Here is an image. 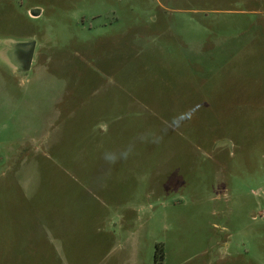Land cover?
<instances>
[{"label":"rangeland","instance_id":"374dc122","mask_svg":"<svg viewBox=\"0 0 264 264\" xmlns=\"http://www.w3.org/2000/svg\"><path fill=\"white\" fill-rule=\"evenodd\" d=\"M0 264H264V0H0Z\"/></svg>","mask_w":264,"mask_h":264},{"label":"water","instance_id":"95a60500","mask_svg":"<svg viewBox=\"0 0 264 264\" xmlns=\"http://www.w3.org/2000/svg\"><path fill=\"white\" fill-rule=\"evenodd\" d=\"M38 14L34 13V12H30V16L35 17ZM14 61L15 64L19 67L22 68V70H27L29 68V64H30V57H28L27 59H19L16 57L17 52H20L22 50H29L30 51V55L32 53V48H33V42H28V43H24V44H19V45H15L14 47Z\"/></svg>","mask_w":264,"mask_h":264},{"label":"flooded vegetation","instance_id":"af4514ba","mask_svg":"<svg viewBox=\"0 0 264 264\" xmlns=\"http://www.w3.org/2000/svg\"><path fill=\"white\" fill-rule=\"evenodd\" d=\"M31 55H32V53H31ZM31 55H30V51L29 50H22V51H20V52H18L16 54V57L19 58V59H27Z\"/></svg>","mask_w":264,"mask_h":264}]
</instances>
